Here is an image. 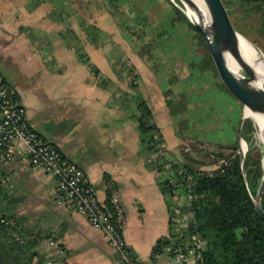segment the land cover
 Segmentation results:
<instances>
[{"label": "crops", "instance_id": "crops-1", "mask_svg": "<svg viewBox=\"0 0 264 264\" xmlns=\"http://www.w3.org/2000/svg\"><path fill=\"white\" fill-rule=\"evenodd\" d=\"M123 2L0 0V68L20 93L33 127L85 171L101 201L119 196L127 217L124 235L130 254L141 264H180L163 249L155 253L159 241L170 237L172 216L160 185L165 174L154 161L165 158L166 170L170 163H190L196 119L198 124L207 118L220 120V108L225 114L221 124L226 128L216 142L236 141L242 108L225 86L210 85L208 91L200 87L195 92L171 89L172 75L204 77L199 73L203 57H197L195 44L187 37L192 34L190 29L186 28L182 56L168 48L171 39L156 42L164 43L166 56L145 57L125 34L122 22L131 11H126ZM143 2L155 17L164 9L160 12L163 19L151 25L155 35L163 26L171 33L174 25H182L164 0ZM5 68L16 72L19 79L10 81ZM209 74L214 79V73ZM138 95L152 110L164 152L145 149L137 122ZM187 121L186 127H179ZM0 170L10 179L19 213L43 238L39 250L47 262L119 264V254L101 230L57 203L53 175L33 170L21 159Z\"/></svg>", "mask_w": 264, "mask_h": 264}, {"label": "trees", "instance_id": "trees-1", "mask_svg": "<svg viewBox=\"0 0 264 264\" xmlns=\"http://www.w3.org/2000/svg\"><path fill=\"white\" fill-rule=\"evenodd\" d=\"M231 1L236 3L235 7H228L231 15L239 7L258 13L264 33V0ZM209 56L212 60L210 53ZM129 71L132 75V70ZM135 77L133 80H136ZM136 104L140 112L137 117L138 129L145 149L150 153L164 152V140L153 121L147 101L138 95ZM252 131L250 122L244 125L242 137L250 145L245 158L246 172L243 171V157L239 152L233 153L228 163L212 172L200 170L199 174V169L191 163H175L173 166H181L194 175L191 183L183 180L180 194L188 198L185 209L192 211L195 217L188 231L189 238L197 235L203 241L200 264H264V217L257 212L254 203L261 185L263 168L261 156L251 155ZM234 149H238V146ZM154 164L159 171H164L160 185L173 217L177 199L172 184L164 179L168 161L159 158ZM6 178L0 170V264H50L39 250L43 238L26 224L25 217L19 213L18 200L13 197L9 187L10 179ZM110 200L109 196L106 202L109 207ZM261 207L264 210V194ZM174 227L175 222L171 219L170 237L159 241L155 253H161L162 248L173 241H182V236ZM127 253L128 259L120 257L119 264H141L128 249Z\"/></svg>", "mask_w": 264, "mask_h": 264}, {"label": "built area", "instance_id": "built-area-1", "mask_svg": "<svg viewBox=\"0 0 264 264\" xmlns=\"http://www.w3.org/2000/svg\"><path fill=\"white\" fill-rule=\"evenodd\" d=\"M17 159L28 161L33 170L42 169L53 175L57 203L83 215L92 227L104 233L109 246L121 259H128L124 235L127 217L119 196L112 195L111 207L101 201L96 186L85 171L33 127L20 93L7 82L0 68V168ZM174 164H169L164 179L172 184L177 199L175 215L171 219L178 223L182 241H173L162 249L180 264H200L203 241L197 235L189 238L188 231L195 217L192 211L185 209L188 198L180 194L183 180L191 183L194 175L181 166L173 167ZM198 172L201 174L200 170Z\"/></svg>", "mask_w": 264, "mask_h": 264}, {"label": "rangeland", "instance_id": "rangeland-1", "mask_svg": "<svg viewBox=\"0 0 264 264\" xmlns=\"http://www.w3.org/2000/svg\"><path fill=\"white\" fill-rule=\"evenodd\" d=\"M147 1L150 2L152 0H147ZM224 1L227 7H233L234 5H236V3H234L231 0H224ZM164 2L165 4L164 3L163 4L170 7V9L173 11L175 18L174 20H176L179 23H182V25H178V26L174 25V30L171 33L168 30L165 31L163 29L165 27L163 26L161 31L156 32L155 35L151 25L156 23L157 21H160L159 20L160 18L163 19V17H160V12L163 11L164 9L159 12L157 17H155L153 16L155 15V13H153L152 10L146 4H144L143 0H126V2H123L124 3L123 5L126 6V7L124 6L126 11L129 12L131 11V13L127 14L126 17L128 19L122 22L125 28L124 29L125 34L130 36L132 41L137 43V48L143 55H145V57H151V58L154 57L153 59L156 58L155 55L157 54L159 56H161V54H164V56L167 55V53L165 54L163 51L165 48V46L163 45L165 42L168 43L167 41L171 39H173L171 40V43L173 44L170 43L168 45V48H170L172 51L174 50L175 54L182 56V54L184 53L183 51L186 50V45H187V42L184 41V39L189 37L191 39V42L193 41L192 43L195 44L194 50L198 55L197 57H200V59H202L201 57H203V59L200 62L201 67L199 68L201 71L199 73L201 75L204 74V77H200L199 75H196L195 78L194 74H190L191 70H189L190 75L185 76V78H179L180 76L177 77V75L175 76L172 75V78H170L172 83L171 89L174 90L179 89L180 91H185V89H189L190 91L195 92L200 87H204L206 88L205 91H208L210 85L211 86L218 85V87L220 86L221 88L224 87V84L220 78V75L217 71L214 61H212L213 58L211 60L209 56L210 52L207 47V44L201 33L198 31V29L195 27V25L188 17L186 13V6L184 5V3L181 0H164ZM120 5L118 7H120ZM154 18L157 19L155 22L153 21ZM231 18L237 31L252 46L248 44V42L244 38L242 39L253 49L254 47L258 48L261 51V53L264 55V33L262 29V22L260 15L258 13L248 12L244 8L239 7L234 10V13L231 15ZM140 22L141 24L143 23V25H139ZM193 26L196 28V30L193 28ZM186 28L190 29V32L192 33L187 37H186L187 34ZM162 40L164 41V43L159 42L162 43V46L156 44V42L158 43V41H162ZM1 66L3 67L4 65L1 63ZM236 67H237V62H236ZM3 70L5 71L6 74H8V78L10 81H15L19 79V77H17L18 75H16V72L6 68ZM209 72L214 73L213 74L214 79H212ZM214 80H217L218 82L215 83ZM131 81L135 82L136 80H133L132 78ZM262 85L264 87V82ZM170 91L171 90H169L168 93L169 96H171L172 98ZM197 106L198 105H195V108ZM227 109L230 110L229 107ZM240 109L241 112L240 114L238 112V116H237L239 117L238 126L236 127L237 140L230 144L228 143L222 144L220 142H216L218 141V139L222 138V136L224 135V130L226 128L221 124L222 119L223 118L225 119V114L222 108H220L219 110L220 120H218L217 118H210V119L207 118L206 119L207 121H205L203 124L200 122L198 124V119H196L193 129V134H194L193 141L190 144L191 149H190V158H189V161L193 167L198 168L199 170H207L212 172L218 169L220 166H224L226 163H228L229 159L232 157L233 153L235 152L241 153L242 151H245L247 155L248 151L250 150V145L243 137H242L243 139L240 137V134H242L244 125L250 122L253 130L252 131L253 149L251 155L252 157L261 156L262 168H263L264 116L251 113L249 109L246 112L243 106H240ZM245 114H247L248 118H245ZM186 123L189 122L187 121L181 123L179 124V127L183 129L184 127H186ZM243 144H245V149L243 148ZM236 145L238 146V149H234ZM174 228L177 232L179 231V225L177 222L175 223Z\"/></svg>", "mask_w": 264, "mask_h": 264}, {"label": "water", "instance_id": "water-1", "mask_svg": "<svg viewBox=\"0 0 264 264\" xmlns=\"http://www.w3.org/2000/svg\"><path fill=\"white\" fill-rule=\"evenodd\" d=\"M181 1L184 5L187 3L191 8L194 7L192 0ZM204 2L210 15V24L208 27L195 23L189 16L188 17L203 36L225 88L245 110L249 109L252 113L264 114V88L257 87L254 84L255 78L253 72L241 57L239 45L240 33L237 31L232 21L231 14L225 1L204 0ZM229 58H235L238 61L242 70L241 78L235 76L231 71L228 64ZM240 137L242 138V134H240ZM241 154L243 157L242 168L243 171L246 172V153L242 151ZM263 194L264 159L261 185L256 198H254L255 208L262 217H264V210L261 207Z\"/></svg>", "mask_w": 264, "mask_h": 264}, {"label": "bare ground", "instance_id": "bare-ground-1", "mask_svg": "<svg viewBox=\"0 0 264 264\" xmlns=\"http://www.w3.org/2000/svg\"><path fill=\"white\" fill-rule=\"evenodd\" d=\"M194 7L191 8L187 3H185L186 6V13L187 15L195 22L199 23L202 26L208 27L210 24V15L208 12V9L206 7V4L204 0H192ZM242 38L241 35L239 36V45H240V51H241V57L243 60L247 63V65L250 67V69L253 72V76L255 78L254 84L257 87H263L264 82V55L261 53V51L258 48H255L254 50L251 46V44L248 42V45ZM237 62V67H236ZM229 67L231 71L235 74V76L241 78L242 77V70L240 71V65L238 61L235 58H229L228 60ZM248 110V109H247ZM246 110V112H247ZM252 113V112H251ZM256 114V113H254ZM264 116V114H257ZM245 117L247 118V114H245ZM243 148L245 149V144H243Z\"/></svg>", "mask_w": 264, "mask_h": 264}]
</instances>
